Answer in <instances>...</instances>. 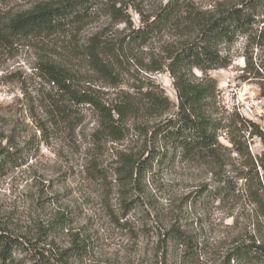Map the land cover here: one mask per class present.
Segmentation results:
<instances>
[{"label":"rangeland","instance_id":"rangeland-1","mask_svg":"<svg viewBox=\"0 0 264 264\" xmlns=\"http://www.w3.org/2000/svg\"><path fill=\"white\" fill-rule=\"evenodd\" d=\"M59 1L0 0V12L6 17L37 3ZM165 1L118 0V5H131L125 21L109 13L107 1H100L84 22L51 36L22 39L11 48L0 45V150L10 149L25 161L0 173V228L27 248L25 253L14 251V264H33L31 258L40 251L55 264L54 255L69 248L76 233L91 241V250L71 257V264H222L233 246L257 227V205L246 190L249 192L251 185L253 190L259 187L264 196V181L260 189L254 176L248 182L237 180L232 197H194L203 188L213 191L216 175L236 178L244 168L246 158L229 150L231 130L232 135L247 141L257 159L263 149L258 137L248 138L232 127L220 131L219 142L229 148L218 150L226 161L223 168L207 152L155 163L143 174L139 188L129 193L130 207L124 209L116 180L121 159L124 155L147 156L143 131L164 120L165 114L156 117L143 111L138 118L129 117L125 138L116 142L99 133L100 117L93 107L67 105L59 111L49 97L55 88L39 75L38 65L52 62L61 65L79 87L96 90L105 101L127 95L140 103L143 91L154 88L176 104L177 91L167 65L172 50L181 42L180 31L168 27L141 46L125 41L129 32ZM239 1L188 0V7L214 12ZM188 7L180 16H186ZM95 40L103 46H126L119 49L118 84H111L91 65L86 50ZM244 54L243 41L239 40L231 48L230 66L210 73L218 86L217 102L210 105V111L225 123L235 112L241 114L239 107L252 97L250 91L258 92V78L253 82L240 79ZM254 56L259 62L260 52L254 51ZM157 66L159 71L154 70ZM195 75L202 76L198 70ZM256 123L264 130V118ZM94 167L103 171V180L93 178L97 176ZM108 204L121 222H129L128 226L115 223ZM60 213L71 216L64 227L57 226ZM173 225L192 237L193 252L166 243L165 237L161 240Z\"/></svg>","mask_w":264,"mask_h":264},{"label":"trees","instance_id":"trees-1","mask_svg":"<svg viewBox=\"0 0 264 264\" xmlns=\"http://www.w3.org/2000/svg\"><path fill=\"white\" fill-rule=\"evenodd\" d=\"M105 2L107 10L115 18L125 21L130 4L118 5V0H62L56 3L42 2L35 4L31 9L1 16L0 12V45L11 48L22 39L37 36H51L66 29L69 25L79 24L90 19L95 5ZM188 0H166L148 18H143L142 24L132 29L127 38V44L138 46L149 43L159 33L168 27L180 31L181 42L176 46L170 56L167 69L174 80L178 101L172 103L162 91L148 88L143 91L136 103L127 95L113 101H105L96 90L81 88L67 71L58 64L42 62L38 65L39 75L45 78L55 92L50 94V99L59 111L65 110L66 106H91L100 117L101 130L99 133L108 136L118 142L125 138L126 123L129 117H139L140 114L155 115L165 119L152 125L150 129H144L147 137L146 154L124 155L121 159V168L117 170L116 180L121 187V196L124 209L129 208L127 197L133 190L139 188V183L149 167L161 164L179 155L185 158L207 152L221 167H225L226 161L222 159L219 149L226 150L219 142L220 131L225 127H232L235 131L242 132L248 138L258 137L263 149L259 158H254L249 150L247 141H242L240 135H232L229 141L232 145L230 151H235L246 158L244 168L236 178L224 174L216 175V186L213 191L207 188L196 192L194 198L210 199L213 195L232 197L236 195L237 180L249 181L254 176L258 184L264 181V130L254 121L235 112L225 123L223 118L212 115L210 105H216L218 97L217 81L210 75L212 71L225 69L230 66L233 56L231 48L243 41L245 65L241 69L240 79L256 82L260 95L264 97V0H240L237 4L217 8L213 11H198L188 7ZM184 7L186 16H180ZM139 15L141 10L136 8ZM118 44V43H117ZM116 48L111 44L102 45L96 40L86 50V55L94 69L113 85L118 84L120 73L119 49H124V44ZM107 49V50H102ZM112 50V51H111ZM254 51L260 52V61L256 62ZM105 55V57H104ZM113 55L114 58H111ZM154 69L159 71L160 66ZM195 70L201 72L197 77ZM169 112H172L169 115ZM168 113V114H167ZM231 129V128H230ZM227 149V151H229ZM146 156V157H145ZM25 164L21 156L10 149L0 150V173L9 167H18ZM258 167L262 174H259ZM97 171L93 178L103 180V171L94 167ZM234 179V180H233ZM252 180V179H251ZM247 184V183H245ZM249 184V183H248ZM247 194L257 205V218L252 232L237 242L227 254L222 264H264V196L259 187L247 188ZM139 190V189H138ZM216 197V196H215ZM109 214L115 223L121 227L128 226V221L121 222L107 205ZM111 210V212H110ZM129 210V209H128ZM126 210V211H128ZM125 214L121 216L124 217ZM71 220V216L60 213L58 227H64ZM261 223L263 226H261ZM165 237L166 243L177 244L185 247V252H193L195 242L192 237L181 228L171 226L161 236ZM159 237V238H160ZM91 250V241L74 234L71 246L54 255L55 264H71L69 259ZM15 252L27 251L25 243L19 238L6 234L0 228V264H14ZM25 253V252H24ZM37 253V252H36ZM20 260H18L19 262ZM33 264H52L51 259L41 252L31 258Z\"/></svg>","mask_w":264,"mask_h":264},{"label":"built area","instance_id":"built-area-1","mask_svg":"<svg viewBox=\"0 0 264 264\" xmlns=\"http://www.w3.org/2000/svg\"><path fill=\"white\" fill-rule=\"evenodd\" d=\"M244 86L247 87V84H244ZM250 92L253 93L252 97L242 103L239 110L242 115L246 116L250 120L259 122L264 118V97L260 95L259 89L258 92Z\"/></svg>","mask_w":264,"mask_h":264}]
</instances>
